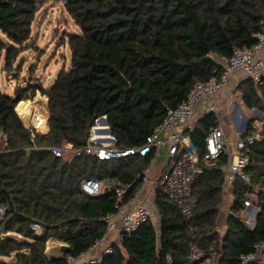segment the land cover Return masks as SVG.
Here are the masks:
<instances>
[{
  "label": "trees",
  "instance_id": "1",
  "mask_svg": "<svg viewBox=\"0 0 264 264\" xmlns=\"http://www.w3.org/2000/svg\"><path fill=\"white\" fill-rule=\"evenodd\" d=\"M47 1L0 0L4 71H11L25 51L36 4L40 7ZM62 7L79 29L67 37L70 65L63 66L46 88L28 81L26 87L16 86L13 96L0 90V131L7 136V145L0 147V206H4L0 257L13 261L0 264H67L66 256L79 258L104 236L102 219L115 212L116 204L113 191L89 197L81 192V182L94 178L133 184L123 199L128 201L140 186L137 176L152 159L101 161L84 154L66 159L47 147H83L100 117L107 119L119 149L141 146L167 110L175 109L198 82L210 77L217 67L210 54L228 57L235 48L250 47L264 18V0H67ZM21 69L19 63L16 70ZM238 88L247 109L262 111L263 126L261 139L248 144L250 163L245 171L252 187L235 182L224 237L214 232L225 185L222 167L227 158L221 157L214 166H204L196 178L197 207L190 219L157 196L160 238L152 221H147L134 233L124 234L119 244H113V252L96 264H198L189 258L191 244L208 258L219 253V264H240L239 256L264 240V85L246 80ZM37 90L47 98L48 132L35 133L31 141V130L24 127L15 107ZM255 122L250 120L248 132ZM215 124L210 114L188 132L200 153L206 132ZM253 188L259 190L261 212L249 227L240 215ZM31 224H38L39 232ZM53 237L70 248L62 259L45 255V244Z\"/></svg>",
  "mask_w": 264,
  "mask_h": 264
},
{
  "label": "built area",
  "instance_id": "2",
  "mask_svg": "<svg viewBox=\"0 0 264 264\" xmlns=\"http://www.w3.org/2000/svg\"><path fill=\"white\" fill-rule=\"evenodd\" d=\"M55 1L60 5H65L67 0ZM38 5L39 3L36 4L37 7ZM254 38L253 45L235 48L228 57L216 53L210 54L217 65L210 77L204 82H198L187 98L175 109H168L161 124L146 137L141 146L119 149L115 145V141H112L114 138L111 133H106L109 126L103 125L102 117H100L95 120L83 147L73 148L72 144H64L62 147H47L56 157H63L67 152H70L73 156L84 154L94 156L101 161L146 156H151L153 160H156L163 152L167 157L165 166L158 175L154 176V179L149 165L142 169L137 176L140 187L128 201L123 199L133 184L121 186L94 178L81 182V192L89 197H97L113 191L116 204L115 212L102 219L106 224L104 236L96 240L77 260H82L83 264L98 263L103 255L113 252V244H119L124 234L130 235L141 224L151 221L152 206L141 199L142 188H152L154 200L157 196L168 199L179 209L185 219H190L197 207L193 184L198 175L202 173L204 166H214L221 157L227 158V163L222 167L226 187L229 186L233 190L236 181L252 187L251 179L245 171L250 163L248 144L261 139L260 124L258 122L252 124L250 132H248L249 124L246 125L242 131L236 132L237 137L231 141V136L224 129L221 117L227 106H231L233 101L239 100L236 98L235 91L240 83L251 80L259 86L264 85V18L261 21V28L255 33ZM231 80L233 81L230 85ZM229 86L231 87L230 93L222 103L218 102L217 98L220 93ZM219 97L221 98V96ZM198 103H201L203 107L208 105L206 113H211L216 121V124L205 134L202 153L188 134L196 125H191V122L196 114L195 109ZM238 106L240 109V104ZM45 118L47 121V116ZM202 118L200 117V119ZM26 128L31 130V141H33L35 133L39 132L33 126ZM6 145L7 136L0 131V147ZM31 150L32 148L27 149L28 152ZM258 193L259 190L256 188L248 193L247 199L243 202L246 208L251 206V200L258 198ZM3 212L4 206H0V217ZM259 212H261V207H254V216L246 214L244 222L251 226V220ZM30 227L36 232L40 230L38 224H31ZM189 258L191 261L208 259L203 251L192 244ZM65 260L67 264H70L75 259L66 256ZM239 261L240 264H264V240L256 242L250 253L241 254Z\"/></svg>",
  "mask_w": 264,
  "mask_h": 264
},
{
  "label": "rangeland",
  "instance_id": "3",
  "mask_svg": "<svg viewBox=\"0 0 264 264\" xmlns=\"http://www.w3.org/2000/svg\"><path fill=\"white\" fill-rule=\"evenodd\" d=\"M59 1V0H58ZM63 5H60L55 0H48L46 3L39 7L36 15V19L32 25L30 39L26 43L25 51L22 52L16 59V62L12 63L11 71H4V61H5V52H0V90L5 92L6 94L14 95V88L16 86L26 87L28 86V81H31L30 84L34 86V84L40 83L43 87H48L52 81L54 80L58 71L63 67H68L70 65V49L68 46V35L72 33L79 32L78 27L75 26L70 16L64 11ZM67 35V36H65ZM65 36V37H64ZM22 64L21 72H17L16 67L18 64ZM33 67V68H32ZM32 68V73H28L27 70ZM32 74V75H31ZM34 74V75H33ZM227 92L230 93L231 87H227ZM235 95L237 99H243V93L239 88L235 91ZM42 98V99H41ZM46 97L41 94L40 91H36L35 95L31 98L27 99L28 101L33 102L37 105L44 117L47 116L46 104L41 106L43 103L42 100ZM25 100V101H27ZM35 100V102H34ZM218 102H223L222 97L217 98ZM24 101V100H23ZM243 101V100H242ZM37 102V103H36ZM242 112L246 115V117L254 120L258 118L260 127L263 116L257 117L254 115V109H247L244 106V103L241 102ZM198 106H201V103H198ZM206 105V110H207ZM228 108V107H227ZM195 109V112H196ZM16 111V110H15ZM17 113V112H16ZM234 112L230 109H227V113L223 114L221 117L222 124L227 134H234L232 129L231 121L233 122V114ZM24 127L26 125L22 120L21 116L17 113ZM255 117V118H254ZM257 121V120H256ZM257 121V122H258ZM103 124V123H102ZM105 125V124H103ZM28 127V126H27ZM164 151V149H163ZM164 154V152H163ZM66 159L72 158V153L67 152L65 155ZM154 179V176H153ZM254 198V197H253ZM222 202L219 207L218 219H228L229 215L232 214V206L235 201V196L233 190L228 186L223 189ZM257 199L254 198L251 200V206L245 208L241 213L240 217L244 220L245 215L251 213L254 210V207L257 206ZM246 200V199H245ZM151 221L154 224L157 235H159L160 229V217L157 208L155 205L152 207V215ZM227 224V221H226ZM218 234V238L222 239L226 233L225 222H221L220 225L216 226L215 231ZM15 238V234H11ZM58 243L65 244V242L58 240L57 238H50L45 244V255L48 259H62L64 257L60 252V246ZM49 247V248H48ZM219 256L216 253H212L210 258L200 259L198 264H219ZM2 261L13 262L11 257H0ZM82 260L75 259L70 264H83Z\"/></svg>",
  "mask_w": 264,
  "mask_h": 264
},
{
  "label": "crops",
  "instance_id": "4",
  "mask_svg": "<svg viewBox=\"0 0 264 264\" xmlns=\"http://www.w3.org/2000/svg\"><path fill=\"white\" fill-rule=\"evenodd\" d=\"M232 81L233 80H231V83H230V85L232 84ZM229 93L227 92V89H224L221 93H220V95L219 96H221L222 97V99L224 100V98H226L227 97V95H228ZM218 96V97H219ZM241 100H243V99H241ZM241 100H238L237 102H235V101H233V104H231V106H227L225 109H224V111H223V113L224 114H226L227 113V109L229 110H231V111H233L234 113V116H233V122L231 121V124H232V129H233V132H234V134H232V135H230L231 136V141H234L235 140V138L237 137V135H236V132H239V131H242L244 128H245V126L246 125H248V123L250 122V120H251V118H249V117H246V115L244 114V112H242V109L240 108L239 109V104H240V107H241V105H242V103L241 102H243V101H241ZM236 104H238V105H236ZM255 110H258V109H254V115L255 116H257V117H260V116H263V113H262V111H260V110H258V111H260V115H257V113L255 112ZM206 107H203V106H198V108L196 109V114H195V116H194V118L192 119V122H191V125H195L199 120H200V117H203L205 114H206ZM255 118V117H254ZM255 121L257 120H259L258 118H255L254 119ZM256 121V122H257ZM258 123H259V121H258ZM242 126H244V128L241 130V127ZM166 162H167V157H166V154H165V152H164V154H162L158 159H156V160H151V162H150V164H149V167H150V169H151V173H152V175L153 176H155V175H158V173L163 169V167L165 166V164H166ZM140 187V186H139ZM138 187V188H139ZM225 188H227L225 185L223 186V189H225ZM153 190H152V188H142L141 189V199L142 200H144V202H146V203H148V204H150L152 207H153V205H154V199H153ZM146 200V201H145ZM254 212V210L251 212V213H249V214H254L253 213ZM251 215V216H252ZM254 216V215H253ZM255 217H256V215H255ZM255 217L253 218V220H251L252 221V225L251 226H249V227H253L254 226V223H255ZM228 219H218V223H217V225H220V223L221 222H225V226L227 225L226 224V221H227ZM60 244L61 243H58V246H60Z\"/></svg>",
  "mask_w": 264,
  "mask_h": 264
},
{
  "label": "bare ground",
  "instance_id": "5",
  "mask_svg": "<svg viewBox=\"0 0 264 264\" xmlns=\"http://www.w3.org/2000/svg\"><path fill=\"white\" fill-rule=\"evenodd\" d=\"M45 101L46 98L42 100L43 103H41V106H44V104H46ZM15 110L21 116L26 127L33 126L41 134H46L48 132L46 118L42 115L39 107L33 102L28 100L20 101L15 107Z\"/></svg>",
  "mask_w": 264,
  "mask_h": 264
},
{
  "label": "water",
  "instance_id": "6",
  "mask_svg": "<svg viewBox=\"0 0 264 264\" xmlns=\"http://www.w3.org/2000/svg\"><path fill=\"white\" fill-rule=\"evenodd\" d=\"M255 112L257 113V115H260V111H258V110H255ZM211 113H206L204 116H207V115H210ZM203 116V117H204ZM201 120V119H200ZM199 120V121H200ZM102 123L103 124H105V125H108V121H107V119L105 118V117H102ZM244 128V126H242L241 127V130ZM106 133H110V130L109 129H107V131H106ZM112 141H115L114 139H112ZM160 238V229H159V235H158V239ZM69 246L65 243V244H62L61 246H60V252H61V254H63V255H65L66 253H68L69 252ZM55 259H57V258H55Z\"/></svg>",
  "mask_w": 264,
  "mask_h": 264
}]
</instances>
